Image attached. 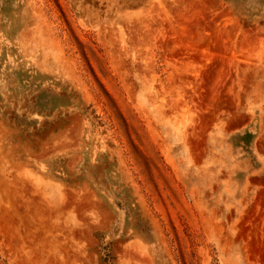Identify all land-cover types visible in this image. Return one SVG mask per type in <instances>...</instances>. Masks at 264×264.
<instances>
[{"label":"rangeland","instance_id":"obj_1","mask_svg":"<svg viewBox=\"0 0 264 264\" xmlns=\"http://www.w3.org/2000/svg\"><path fill=\"white\" fill-rule=\"evenodd\" d=\"M0 264H264V0H0Z\"/></svg>","mask_w":264,"mask_h":264}]
</instances>
